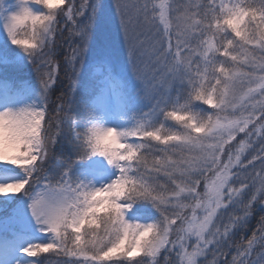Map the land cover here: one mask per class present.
I'll list each match as a JSON object with an SVG mask.
<instances>
[{
	"label": "snow or ice",
	"instance_id": "1",
	"mask_svg": "<svg viewBox=\"0 0 264 264\" xmlns=\"http://www.w3.org/2000/svg\"><path fill=\"white\" fill-rule=\"evenodd\" d=\"M90 7L94 18L100 5ZM62 9L75 23V4L69 0H12L7 5L0 0V34L6 46L19 50L12 55L0 49V66L30 62L54 45ZM117 9L130 54L140 52V91L129 92L122 78L103 66L99 90L82 102L83 119L80 114L70 118V154L58 162L57 175H45L46 182H38L39 190L32 194L29 185L39 181L37 173L43 171L49 149L61 135L62 122L53 137L48 135V93L59 69L51 59L54 48L39 87L0 80V204L22 196L12 219L23 225V231L3 245L11 264H39L30 258L50 252H70L87 264H144L140 257L159 264L162 251L176 249L180 264H200L212 246L211 264H220L223 253L218 257L216 252L237 226L247 224L258 198L264 208V174H256L260 188L247 204L243 196L250 185L232 183L238 178L233 169H245L257 159L264 164V147L248 164L242 160L250 146V125L264 116V0L259 6L245 0H208L206 9L199 4L193 9L191 0L175 9L170 0L153 2L151 8L149 0H127ZM85 11L81 5L79 15ZM152 21L162 25L159 46L140 38L141 29L150 28ZM79 35L84 39L85 30ZM249 46L261 50L259 59ZM83 52V46L71 48L66 63L75 69ZM241 65L249 70L243 71ZM169 81L180 90L175 96L164 90ZM238 83H247V91L238 93ZM140 97H150L154 106L145 112L139 107ZM252 100L255 104H250ZM198 103L216 111L205 112ZM256 105L259 115L255 111L245 115ZM62 111L59 104L57 115ZM241 133L248 138L224 162L227 146ZM161 174L175 186L172 190L160 183ZM209 174L201 193V180ZM148 203L158 216L149 214L144 207ZM238 205L243 206L242 215L228 217L227 225L218 223L230 206ZM189 209L190 215H185ZM40 234L51 237L39 242ZM192 238L195 243L189 250ZM257 246L262 248L259 253ZM231 264H264V216L246 246H237Z\"/></svg>",
	"mask_w": 264,
	"mask_h": 264
},
{
	"label": "trees",
	"instance_id": "2",
	"mask_svg": "<svg viewBox=\"0 0 264 264\" xmlns=\"http://www.w3.org/2000/svg\"><path fill=\"white\" fill-rule=\"evenodd\" d=\"M75 1L81 2L84 0H69V4L75 3ZM102 0H89V8L87 10L86 15L83 17H80L78 21L68 20L66 16L64 15V10L62 9L59 16V24H58V30L57 35L55 38L54 45L50 44L48 48L44 50L43 55H36L30 62H22L23 64L20 66L21 68L18 70H12L15 67V64H10L6 67L0 66V69L3 70L4 74H11L12 79L15 85H18L19 81H27L33 86L39 87L41 79L46 78L45 73L49 71V68L45 66V61L49 60L50 57L48 55L50 49L54 48V56L51 57V59L55 60V62L59 65L58 72L56 74V83L54 87L51 89V91L48 93V116L51 119V125L52 127H55V123L57 119L67 118V122L62 126L61 128V135L58 139V142L56 146L53 148V150L49 154V160L45 164L43 171H40L37 173V177L40 178L39 181L43 180V177L47 174H51L53 177H55L59 171L58 168V162L62 158H67V156L70 154V149L72 145L70 144V137L68 135L69 130L72 127V124L70 122V118L77 117L78 114H80V118L83 119L82 114V108L83 103L77 102L74 98V95L76 90H80L81 88H84L86 90L90 89L91 82L93 81V78L90 76V67L86 66L83 67V64L88 65L91 64L93 55L90 54L87 50H85V42L90 41L89 39L93 38L94 35H85L84 39H81V36L78 35L79 26L83 27L87 34H91L89 26L86 23V19L88 17V14L91 13V7L90 5H97ZM189 2V0H188ZM187 0H174V2L171 3L172 7H176L177 4L187 6L188 5ZM246 3H252L256 6H259V0H245ZM199 4L202 9L207 8L208 0H191V6L193 9H195V6ZM35 7H41V6H35ZM65 7H68L66 5ZM46 11V10H45ZM175 12V11H174ZM173 12V13H174ZM63 17V19H62ZM94 20V18H93ZM102 37V36H101ZM83 46L84 52L83 57L80 63L76 66L75 69H72L67 63H66V57L70 55V49L71 48H80ZM91 47V45H90ZM4 49L9 51L10 54L14 55L15 53L11 50H15V46H10L4 44ZM18 50V49H17ZM249 52L252 53L257 59L261 56V50L258 47H252L249 46ZM220 59H223L222 57ZM139 57L134 58L131 60V68H137L139 61ZM243 71H248V67L241 65L240 66ZM112 70L114 73H116L118 76L122 78L123 84L126 86L127 90L132 93H138L135 86L131 83L129 76L123 74L118 65L115 63L113 64ZM74 85H77L78 87L74 91ZM168 91L171 95L175 96L177 91H180L175 87V85L169 81L165 85V89ZM186 91V90H185ZM162 94V92L160 93ZM71 98L75 101H71ZM143 97H140V108H142L145 112L150 110V106H154L155 101L152 99H148L143 103ZM59 104L63 105V111L57 115V106ZM255 104V103H254ZM198 108H202L205 112H215L216 110L209 108L206 105L197 104ZM259 109L260 105H256L257 114L259 115ZM239 111V110H238ZM251 111V106L249 109L245 112ZM162 119V117H161ZM169 124H172L173 122L169 121ZM264 125V116L260 118V120H257L254 124L250 125V127L254 130L255 135L251 137L250 140V146L247 148H250L249 152H245L242 156V160L245 164H248L249 160H252L253 157H255L260 148L264 147V131L262 132L263 136H258L259 127L261 125ZM244 135L245 139H247V135L244 133H241ZM239 139V137L237 138ZM236 139V140H237ZM233 142L227 146V149L225 151V156L222 158L224 162L227 161V156L233 152ZM261 144V146H260ZM252 145V146H251ZM157 148L163 147L160 145L156 146ZM156 155H161L162 153L156 152ZM195 153H192L194 155ZM185 157H187L189 154L184 153ZM174 159L179 158V154L175 155L173 157ZM151 160V158H150ZM263 170L264 174V164H262L261 160L257 159L252 164H249L247 168L240 169L239 167L233 169L234 172H238V177L242 178L245 182L250 185L249 189L246 190L244 194V203L247 204V202L253 197V195H256L257 189L260 188V178L258 177L257 180H253L258 173V170ZM212 174H209L208 176H205L201 180L200 184V192L203 193L205 190V184L209 178H211ZM37 181V179H35ZM44 181V180H43ZM159 181L162 184L167 185V188L169 190H172L175 186L167 179V177L163 176L162 174L159 177ZM255 181V183H253ZM46 181H44L45 183ZM264 196V193L261 194ZM0 200H3L2 197H0ZM185 203H189L187 199L184 200ZM261 199L258 198L257 202L254 204L253 208L251 209L250 215L248 217V222L243 227L237 226L232 234L231 239L227 244H225L218 252H216V255L219 257L220 253H223V257L220 258V264H231L232 256L236 253L237 246L244 247L246 246V242L248 239L252 238L253 232L257 229L260 217L264 216V208L261 207ZM15 203H9L6 204L3 209L0 210V217H7L11 213V209ZM144 207L148 210L149 214L159 215L158 212L153 208V206L148 203L145 204ZM191 209H189L188 212L185 213V215H190ZM227 213V212H226ZM243 214V206L239 210H237L234 215H242ZM229 221H227L225 224L227 225ZM3 224V223H1ZM180 225V221H178L177 225L174 226L178 228ZM103 230V226L101 228V231ZM176 233H173L172 239H176ZM68 248L71 249L72 245L69 244ZM262 248L260 246H257L255 249V252H258ZM179 251V249L174 250L173 252L169 253L167 250L162 251L161 256L159 258V264H180L178 257L176 255V252ZM214 246H212L209 250L208 256L203 258L200 262V264H204L208 260L213 259V253ZM39 261V264H87V262L82 261L80 259H77L75 257H72L69 254H64L62 252H50L46 254H42L39 257L32 258ZM141 261L144 262V264H151L150 258L147 257H140Z\"/></svg>",
	"mask_w": 264,
	"mask_h": 264
},
{
	"label": "rangeland",
	"instance_id": "3",
	"mask_svg": "<svg viewBox=\"0 0 264 264\" xmlns=\"http://www.w3.org/2000/svg\"><path fill=\"white\" fill-rule=\"evenodd\" d=\"M200 1H202V0H200ZM126 2H127V0H102V1H100V3H98V5H100V7L98 8V10L96 12L94 20H93L92 14H88V17L86 19V23L89 26L91 34H87L85 31V35H94V37L92 38L93 39L92 42L96 43L99 47H103V48H100L101 50L97 52L98 56H109V55L105 54L108 50V48H107L108 46L106 45V43L104 41L105 40L109 41L110 35H114L112 37V39L119 38V39H122L123 41H128V39L125 37L124 31H123L122 26H121L120 12L117 9L118 3L123 4ZM153 2L158 3L159 0H149V7L150 8H151V5ZM172 2H174V0H170V3H172ZM187 2H188V0H187ZM74 4H75L74 19H75V21H78L80 17H83L84 15H86L87 10L89 8V5H88L89 0H84L81 2L75 1ZM81 5H85V8H86L85 14L83 16L79 15ZM173 9H174V7H173ZM173 12L171 13V15L173 17V29L172 30L174 33L176 31V28H175L176 21H175L174 17L176 16L177 13L176 12L173 13ZM90 18H91V23H90ZM62 19H63V17H62ZM81 29H84V28L79 26V30H81ZM157 29H160V31L158 32ZM141 30L143 31L144 34L140 38L146 40V42H148V43H157L158 41H161L163 39L162 25H160L158 21H152L150 28H142ZM78 35H79V31H78ZM2 39H3V34H0V41ZM173 40H175V36H173ZM157 46H159L158 43H157ZM125 49L130 51L131 45L127 44ZM137 53H138V56L140 57L139 50L137 51ZM197 59L199 60V58H197ZM109 63H110V60H109ZM112 64H114V61L111 60V65ZM130 64H132L131 60L128 59V62L125 63V67L122 66L123 70H121V72L123 74L129 76L131 83L135 86L136 90L139 92L140 87H138V85H140L141 82L137 78L138 77V67L137 68H131ZM137 65L139 66L140 63H138ZM161 66H163V65H161ZM100 69L101 68L97 69L96 72L100 73V71H99ZM101 81H102V77H99L98 82L100 83ZM248 86L249 85L247 83H244V84L238 83L237 84L238 93L246 92ZM251 86L255 87V82H253ZM257 98L259 99V97H257ZM148 99H151V98L150 97H143L142 101L145 102ZM254 103H255V100L250 101V104H254ZM252 111H255V114H257L256 108L254 110L251 108V111H249V112H252ZM249 112L245 113V115H247ZM59 123H60V121H59ZM260 129H261V126L259 127V130ZM249 131L252 132V136L255 135L254 130L251 127L249 128ZM262 132L263 131L260 130L257 135L263 136ZM55 133L56 132L53 131V136L55 135ZM238 137H239V139L233 141V143H234L233 144V152H235L239 148L240 142L245 140V138H244L245 136L242 134H239L237 136V138ZM263 140H264V136H263ZM260 146H261V144H260ZM249 151H250V148H246L245 152L247 153ZM233 152H231V153H233ZM16 172L18 173L19 171L16 170ZM256 177H258V176L256 175ZM232 183L234 186L239 187L241 185V183H244V180L240 177H238V178L234 177ZM38 190L39 189L36 187L35 191H38ZM240 208H241L240 205H238L236 207L230 206L227 209V213H223V210H222L223 219H222V221H218V223H222L223 225H226L225 223L228 221V217L233 216L234 213L237 210H239ZM201 214H202V210H201ZM12 217H13V214L10 216V218L12 219ZM12 222L14 224V226L10 230V233L12 236H10L7 241H4L3 243L0 244V262H7V264H11V254H10V252L6 251V249L3 245L11 244V242L16 238L17 234H19L23 231V225H21L20 223L14 222L13 219H12ZM50 237H51V234H49L48 236H44L43 234H40L39 242L46 241V240L50 239ZM194 243H195L194 238H192V240L189 242V250H191V248L194 246ZM203 258L204 257H201L200 261ZM253 259H255V256L253 257ZM211 261L212 260H208L204 264H211Z\"/></svg>",
	"mask_w": 264,
	"mask_h": 264
}]
</instances>
